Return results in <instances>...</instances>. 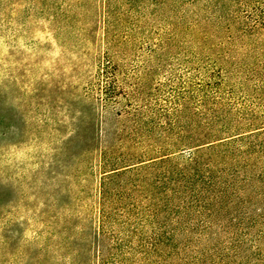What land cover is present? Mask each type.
<instances>
[{
  "label": "rangeland",
  "instance_id": "obj_1",
  "mask_svg": "<svg viewBox=\"0 0 264 264\" xmlns=\"http://www.w3.org/2000/svg\"><path fill=\"white\" fill-rule=\"evenodd\" d=\"M0 264H264V0H0Z\"/></svg>",
  "mask_w": 264,
  "mask_h": 264
}]
</instances>
